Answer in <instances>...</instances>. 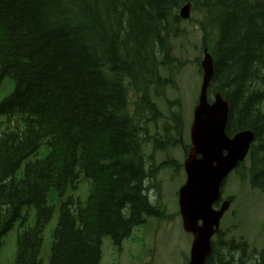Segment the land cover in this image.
<instances>
[{
  "label": "trees",
  "instance_id": "trees-1",
  "mask_svg": "<svg viewBox=\"0 0 264 264\" xmlns=\"http://www.w3.org/2000/svg\"><path fill=\"white\" fill-rule=\"evenodd\" d=\"M186 2L214 59L209 95L229 101V133H257L251 179L264 178V0H0V86L15 82L0 102V245L21 220L14 264H43L49 192L63 196L81 173L93 189L86 202H60L49 264H100L104 237L120 245L149 217H164L150 198L159 167L148 161L181 143L182 101L168 91L187 64L172 43L186 33ZM45 141L47 157L20 172ZM28 205L34 225L22 213ZM238 254L220 252L212 264H257Z\"/></svg>",
  "mask_w": 264,
  "mask_h": 264
},
{
  "label": "rangeland",
  "instance_id": "rangeland-1",
  "mask_svg": "<svg viewBox=\"0 0 264 264\" xmlns=\"http://www.w3.org/2000/svg\"><path fill=\"white\" fill-rule=\"evenodd\" d=\"M191 17L193 20L187 19V21H184L186 35L173 38L174 54L185 60L187 65L178 78L179 89L168 91L171 100L181 98L183 103L185 124L181 137L183 146L171 150L167 156L164 153H158L156 156L157 163L162 162L166 157H173L182 164L186 157L185 147L190 144L193 112L198 102L202 82V73L199 71L197 58L203 56V51L201 52V32L196 22L199 14L192 13ZM14 87V80L7 76L0 86V102L13 91ZM131 97L135 98L133 91ZM158 103L161 110L168 117L170 113L168 106L161 100ZM1 117L5 118V116ZM147 148L151 152V146L148 145ZM150 152L146 151L147 154ZM46 153L47 148L43 146L31 159L43 158ZM232 173L226 180L223 197L234 195L236 201L222 219L223 229L234 232L246 231L249 232L247 237L256 238L255 232L259 234L260 231L264 230V193L252 188L249 181L242 183L238 176ZM157 180L162 185L161 203L169 215H176L175 213L179 210V190L186 180L184 170L177 171L175 165L164 167L158 173ZM92 189V181L82 176L78 189L72 190L68 195H74L76 198H80L81 201L86 202ZM152 194H155V192ZM150 197L153 201L156 200L155 197ZM48 203L54 206L55 211L44 231V242L41 248L43 264H49L53 231L58 222L60 200L56 189L50 191ZM22 213L28 217L26 225L35 224L34 206H25ZM181 222L180 216H174L163 221L150 218L147 224L134 228L131 236L124 241L120 251L117 246L112 244L110 237H105L102 246V264H188L192 236L183 229ZM20 223L21 220L17 221L14 227L2 237L0 264H14L17 238L23 228Z\"/></svg>",
  "mask_w": 264,
  "mask_h": 264
},
{
  "label": "water",
  "instance_id": "water-1",
  "mask_svg": "<svg viewBox=\"0 0 264 264\" xmlns=\"http://www.w3.org/2000/svg\"><path fill=\"white\" fill-rule=\"evenodd\" d=\"M189 8V5L184 8V16L188 15ZM202 66V91L191 128L193 147L185 161L187 181L179 195L183 226L194 236L190 264H205L212 249L211 237L219 229L230 201H225L219 209L213 204L220 197L223 180L246 156L254 139L252 131L239 132L233 138L226 134L229 102L221 93H216L213 102L207 96L214 73L208 52Z\"/></svg>",
  "mask_w": 264,
  "mask_h": 264
},
{
  "label": "flooded vegetation",
  "instance_id": "flooded-vegetation-1",
  "mask_svg": "<svg viewBox=\"0 0 264 264\" xmlns=\"http://www.w3.org/2000/svg\"><path fill=\"white\" fill-rule=\"evenodd\" d=\"M229 237H233V233L230 231H219L213 241L212 253L207 257L206 264H212L215 259L219 256L220 252L230 253L232 251H239L238 257L240 255H248V257L253 258L255 263L264 264V236L257 238H247L245 232H240L237 240ZM258 239V240H257Z\"/></svg>",
  "mask_w": 264,
  "mask_h": 264
},
{
  "label": "bare ground",
  "instance_id": "bare-ground-1",
  "mask_svg": "<svg viewBox=\"0 0 264 264\" xmlns=\"http://www.w3.org/2000/svg\"><path fill=\"white\" fill-rule=\"evenodd\" d=\"M5 129V128H4Z\"/></svg>",
  "mask_w": 264,
  "mask_h": 264
}]
</instances>
